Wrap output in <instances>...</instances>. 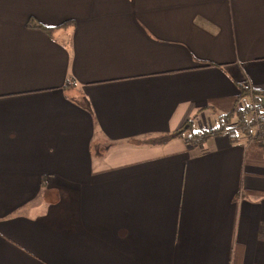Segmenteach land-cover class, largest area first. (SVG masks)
Masks as SVG:
<instances>
[{"label":"crops","instance_id":"0c3cea01","mask_svg":"<svg viewBox=\"0 0 264 264\" xmlns=\"http://www.w3.org/2000/svg\"><path fill=\"white\" fill-rule=\"evenodd\" d=\"M242 84L264 0H0V264H264Z\"/></svg>","mask_w":264,"mask_h":264},{"label":"trees","instance_id":"16d2710c","mask_svg":"<svg viewBox=\"0 0 264 264\" xmlns=\"http://www.w3.org/2000/svg\"><path fill=\"white\" fill-rule=\"evenodd\" d=\"M68 21L59 23V25H66ZM70 22V21H69ZM47 28H51L47 26ZM264 98V88L248 87L244 84L239 85L238 95L229 111L219 113L217 115V124L213 127L201 130H192V119L185 122L180 128L176 129L168 136H185L190 141H202L207 136L225 132L232 139L238 134L249 136L253 124L251 103L259 107L261 99ZM194 115L193 118H195Z\"/></svg>","mask_w":264,"mask_h":264},{"label":"built area","instance_id":"2783aa9c","mask_svg":"<svg viewBox=\"0 0 264 264\" xmlns=\"http://www.w3.org/2000/svg\"><path fill=\"white\" fill-rule=\"evenodd\" d=\"M253 112H252V119L253 124L251 128V133L248 136L252 139H263L264 138V113L263 110L260 109L259 106L253 104ZM263 121V122H262Z\"/></svg>","mask_w":264,"mask_h":264},{"label":"rangeland","instance_id":"374dc122","mask_svg":"<svg viewBox=\"0 0 264 264\" xmlns=\"http://www.w3.org/2000/svg\"><path fill=\"white\" fill-rule=\"evenodd\" d=\"M253 104L254 103H251L250 105V107H251V112H253V108H254V106H253ZM263 105V103L260 105V106H262ZM260 109H262L263 110V113H264V109H263V106L262 107H260ZM263 122V121H262ZM196 125H198V124H196ZM193 128H194V126H193ZM263 129H264V127H263Z\"/></svg>","mask_w":264,"mask_h":264}]
</instances>
